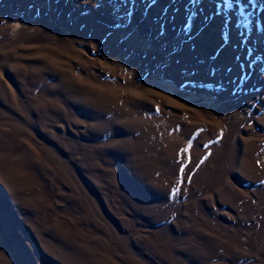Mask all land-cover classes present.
Wrapping results in <instances>:
<instances>
[{"label":"rangeland","instance_id":"obj_1","mask_svg":"<svg viewBox=\"0 0 264 264\" xmlns=\"http://www.w3.org/2000/svg\"><path fill=\"white\" fill-rule=\"evenodd\" d=\"M0 264H264V0H0Z\"/></svg>","mask_w":264,"mask_h":264},{"label":"bare ground","instance_id":"obj_2","mask_svg":"<svg viewBox=\"0 0 264 264\" xmlns=\"http://www.w3.org/2000/svg\"><path fill=\"white\" fill-rule=\"evenodd\" d=\"M53 64H54L55 68H57L58 65H59V63L57 61H54ZM62 82L64 84H69V86L68 85H65V86L62 85L64 88L67 87V88L70 89V91L73 90L76 94H80L81 95V98H82L81 100H84L85 102L86 101H89L90 103L92 102V98L94 97V94L91 92V88H88L89 90L88 89L79 90L78 87H77V85L76 86L75 85L73 86L72 83H66L67 81L66 82L65 81H62ZM105 86L106 85L103 84V87H105ZM107 89H108V87H107ZM124 90H120V91H123L124 92ZM115 91H117V90H115ZM119 97L122 98V96H119ZM101 99L103 101L102 102L103 105H105V106H109V105L111 106L112 105L113 107L117 106L119 112L122 113V114L124 113V115H128V116L129 115H133V116L137 115V113L135 111H134L135 112V114H134L133 111H130L127 108H124V105H125L124 103L126 101H124V103L121 100L118 101V97L116 96V94L113 91H108L107 92L105 90V93L103 95H101ZM122 104H124V105H122Z\"/></svg>","mask_w":264,"mask_h":264},{"label":"snow or ice","instance_id":"obj_3","mask_svg":"<svg viewBox=\"0 0 264 264\" xmlns=\"http://www.w3.org/2000/svg\"><path fill=\"white\" fill-rule=\"evenodd\" d=\"M233 3L238 5L240 3V0H224V5H225L226 8L230 9L233 6ZM239 16H240V19L238 20V23L241 24V25L246 23V20H245V17H244V14H243L242 10H241ZM189 147H191V144H189ZM183 151L187 152L188 148L183 149ZM180 171L182 172L183 168H181ZM173 194H175V193H173Z\"/></svg>","mask_w":264,"mask_h":264}]
</instances>
